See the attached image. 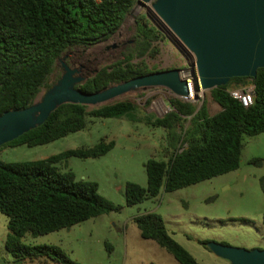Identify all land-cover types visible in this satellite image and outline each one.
Here are the masks:
<instances>
[{
  "label": "trees",
  "instance_id": "16d2710c",
  "mask_svg": "<svg viewBox=\"0 0 264 264\" xmlns=\"http://www.w3.org/2000/svg\"><path fill=\"white\" fill-rule=\"evenodd\" d=\"M137 0H0V114L31 105L57 60L71 47L87 48L108 40L123 24ZM135 46L123 58L98 70L76 85L85 92L101 91L112 84L151 73L143 64L131 62L134 54L151 53L161 34L145 14L135 20ZM253 85V102L244 106L231 96V85ZM220 109L210 115L179 98L170 99L171 110L152 120L166 132L167 159L150 158L145 163L147 186L128 181L124 187L126 205L141 203L235 170L240 166L243 139L264 131V67L256 76L232 77L225 85L209 90ZM135 105L116 101L89 109L88 105L65 103L43 124L2 144L42 145L84 129L90 118L129 117ZM188 122L185 125V122ZM114 147L101 140L88 148L67 149L47 158L6 163L0 160V213L7 217L5 249L22 264H80L54 245H28L22 239L70 227L91 217L119 210L98 191L92 180H76L59 162L75 156L97 157ZM251 162L261 164L259 158ZM264 192V176L261 177ZM141 237L155 241L180 264H201L168 232L162 217L147 212L133 218ZM264 226V213L262 215ZM204 244V243H203Z\"/></svg>",
  "mask_w": 264,
  "mask_h": 264
},
{
  "label": "rangeland",
  "instance_id": "374dc122",
  "mask_svg": "<svg viewBox=\"0 0 264 264\" xmlns=\"http://www.w3.org/2000/svg\"><path fill=\"white\" fill-rule=\"evenodd\" d=\"M141 14L146 15L161 37L152 43L153 52L144 56L134 54L131 62L144 64L151 72L174 68L192 71L195 68L192 53L161 22L150 4L143 6L136 1L121 27L108 40L87 48H68L57 60L47 83L54 84L61 77L64 72L62 62L77 70L75 75L84 81L123 58V53L135 46V20ZM245 85L251 84L246 82ZM232 87L237 86L232 84ZM46 90L42 88L35 101L40 100ZM197 94L198 99H183L163 86L135 87L109 102H132L135 110L129 117H93L84 129L49 143L2 148L0 160L12 163L47 158L67 149L92 147L101 140L114 141V147L103 155L70 156L57 166L71 170L76 180L95 181L99 193L120 209L47 234L33 236L26 233L22 241L28 245L57 246L80 264H180L155 241L141 237L133 221L137 215L154 212L162 217L170 235L201 264H231L205 247L203 243L208 241L263 249L264 131L243 139L239 168L173 191L161 189L156 197L135 205L125 204V183L131 181L146 187L147 160L167 159L169 155L165 148L166 132L153 125L152 120L171 110L170 99L189 101L197 108L204 101L210 115L220 109L209 90ZM91 108L93 106H89ZM254 158L261 159V164L251 162ZM7 232V217L0 213V264H22L5 249ZM27 264L44 263L28 261Z\"/></svg>",
  "mask_w": 264,
  "mask_h": 264
},
{
  "label": "water",
  "instance_id": "95a60500",
  "mask_svg": "<svg viewBox=\"0 0 264 264\" xmlns=\"http://www.w3.org/2000/svg\"><path fill=\"white\" fill-rule=\"evenodd\" d=\"M150 4L161 22L195 58L194 90L225 85L232 77L256 76L264 67V0H137ZM64 72L38 101L0 114V146L40 126L65 103L97 107L135 87L163 86L176 96L190 93L182 69L140 75L97 92H85L77 70L62 62ZM199 94H194L198 99ZM231 264H264V248L246 249L215 241L204 243Z\"/></svg>",
  "mask_w": 264,
  "mask_h": 264
},
{
  "label": "built area",
  "instance_id": "2783aa9c",
  "mask_svg": "<svg viewBox=\"0 0 264 264\" xmlns=\"http://www.w3.org/2000/svg\"><path fill=\"white\" fill-rule=\"evenodd\" d=\"M186 79L188 81V86L190 89V93L187 96H183V97H179V98H183V99H189V98H194V96H191V88H190V83L189 80L191 78H193V72L189 71L186 72L185 74ZM191 84L192 87L194 89V78L191 79ZM229 92L231 94L232 97L238 99L244 106H248L250 104H252L253 102V96H254V91H253V85L247 86V85H241V86H237V87H230L229 88ZM194 94H197L196 91L194 90Z\"/></svg>",
  "mask_w": 264,
  "mask_h": 264
},
{
  "label": "bare ground",
  "instance_id": "6f19581e",
  "mask_svg": "<svg viewBox=\"0 0 264 264\" xmlns=\"http://www.w3.org/2000/svg\"><path fill=\"white\" fill-rule=\"evenodd\" d=\"M186 74V73H185ZM193 78H194V76H193ZM193 78H191V79H193ZM191 79L189 80V83H190V88H191V96L193 97L194 96V89H193V87H192V84H191Z\"/></svg>",
  "mask_w": 264,
  "mask_h": 264
},
{
  "label": "crops",
  "instance_id": "0c3cea01",
  "mask_svg": "<svg viewBox=\"0 0 264 264\" xmlns=\"http://www.w3.org/2000/svg\"><path fill=\"white\" fill-rule=\"evenodd\" d=\"M252 85V84H251Z\"/></svg>",
  "mask_w": 264,
  "mask_h": 264
}]
</instances>
